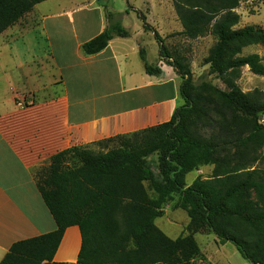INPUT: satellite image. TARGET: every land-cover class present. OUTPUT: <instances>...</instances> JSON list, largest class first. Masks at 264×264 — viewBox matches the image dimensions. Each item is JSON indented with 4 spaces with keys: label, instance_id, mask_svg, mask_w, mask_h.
<instances>
[{
    "label": "trees",
    "instance_id": "16d2710c",
    "mask_svg": "<svg viewBox=\"0 0 264 264\" xmlns=\"http://www.w3.org/2000/svg\"><path fill=\"white\" fill-rule=\"evenodd\" d=\"M42 1L0 0V34ZM172 2L182 25L179 34L215 38L204 61L226 89L203 82L198 91L188 63L171 58L163 38L137 11L143 29L157 40L159 59L180 76L183 102L166 122L53 154L35 178L56 228L14 242L0 264H71L53 261L71 225L81 234L76 264H192L200 255L194 234L201 231L221 244L232 243L249 264H264V93L243 92L236 83L242 66L264 77L262 57L243 53L252 45L264 48V28L236 27L239 0ZM106 17L108 27L82 44L84 54L98 53L115 35H129L117 13L106 10ZM139 55L148 74L162 73L159 65L146 62L143 48ZM152 153L163 184H155L147 164ZM202 165H212L211 174L186 185L185 174ZM174 193L187 211L189 232L171 238L154 220Z\"/></svg>",
    "mask_w": 264,
    "mask_h": 264
},
{
    "label": "crops",
    "instance_id": "0c3cea01",
    "mask_svg": "<svg viewBox=\"0 0 264 264\" xmlns=\"http://www.w3.org/2000/svg\"><path fill=\"white\" fill-rule=\"evenodd\" d=\"M126 3L118 11L101 0L71 8L45 0L29 12L36 25L20 19L0 34V260L14 242L56 228L35 178L53 154L166 122L183 102L179 76L159 60L158 47L149 62L130 33L113 36L98 53H83L82 44L108 27L106 10L126 29L123 17L136 8ZM140 48L160 75L145 71ZM80 247L78 226H68L53 261L76 264Z\"/></svg>",
    "mask_w": 264,
    "mask_h": 264
},
{
    "label": "rangeland",
    "instance_id": "374dc122",
    "mask_svg": "<svg viewBox=\"0 0 264 264\" xmlns=\"http://www.w3.org/2000/svg\"><path fill=\"white\" fill-rule=\"evenodd\" d=\"M92 1L59 0L60 5L66 6L67 8L74 7L80 3H91ZM126 1L101 0L103 5L113 6L118 11L127 9L128 4ZM157 1L160 0H128L131 7H136L135 9L128 7L134 13H131L130 16L123 17V24L130 33V42L135 43L138 41L140 45L145 47L149 62H153L157 57V40L151 30L143 29L142 21L137 15V11H140L145 15L146 22L163 38L171 58L182 57L183 61L188 63L192 82L198 87V91H202L200 85L203 82H208L218 89H226L225 83L220 78L209 73V65L204 61L215 43V38L212 35L187 38L179 34L177 30L182 29L179 19L175 20L174 17L171 19L165 8L166 2L172 5V10L174 11L172 0H161V2H164L161 5L156 4ZM55 5L46 4L43 6L46 9H52ZM32 10L29 12H32ZM235 10L240 15L239 23L236 25L237 28L245 25H257L264 28V0H239V6ZM29 12L19 21L21 25H36V18H33ZM260 23L262 25H259ZM249 52H257L262 57L264 63V48L261 45H252L243 49V53ZM159 60L169 65L166 59ZM155 64L152 63L151 65ZM179 79L181 82L180 76ZM236 83L243 92L259 89L264 93V77L253 74L247 66L240 68V75L236 79ZM260 121L264 122L263 116H261ZM146 161L153 172L155 184H163L158 168L157 154L152 153L146 158ZM212 169V165H202L197 170L187 172L184 176L185 184L189 185L197 176L208 177ZM39 170L40 167L35 170V176ZM145 186L150 194H155L150 183L145 182ZM154 223L171 238L189 232V217L187 211L180 204V195L178 193L171 194L164 199L161 205V214L155 218ZM194 237L200 248V255L192 261V264H249L241 257L234 245L230 242L221 244L213 234L205 231L195 233Z\"/></svg>",
    "mask_w": 264,
    "mask_h": 264
}]
</instances>
